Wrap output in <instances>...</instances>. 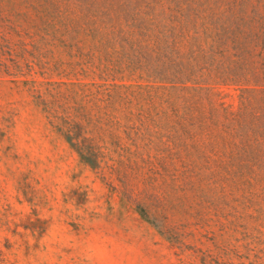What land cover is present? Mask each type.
Instances as JSON below:
<instances>
[{
    "label": "rangeland",
    "instance_id": "obj_1",
    "mask_svg": "<svg viewBox=\"0 0 264 264\" xmlns=\"http://www.w3.org/2000/svg\"><path fill=\"white\" fill-rule=\"evenodd\" d=\"M0 264H264V0H0Z\"/></svg>",
    "mask_w": 264,
    "mask_h": 264
}]
</instances>
